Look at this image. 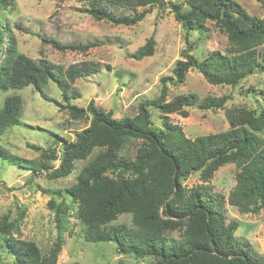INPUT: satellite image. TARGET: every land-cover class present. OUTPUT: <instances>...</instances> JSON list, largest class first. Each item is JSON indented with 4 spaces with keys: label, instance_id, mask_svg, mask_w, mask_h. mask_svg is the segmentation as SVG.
I'll return each instance as SVG.
<instances>
[{
    "label": "trees",
    "instance_id": "obj_1",
    "mask_svg": "<svg viewBox=\"0 0 264 264\" xmlns=\"http://www.w3.org/2000/svg\"><path fill=\"white\" fill-rule=\"evenodd\" d=\"M77 1L84 2V11L94 18L115 25L135 24L147 10L117 14L112 6L166 4L187 31V45L181 52L183 59L175 63L171 76L160 78L157 97L141 101L135 115L116 118L112 111L95 106L93 99L85 107L70 102L80 95L74 87L76 79L99 71V63L84 60L63 68L47 59L30 58L15 49L12 39L7 40L0 58V90L30 85L43 98L66 109L70 118L84 117L90 123L76 134L74 142L55 134L63 141L58 168L50 166V161L56 158L54 147L41 149L29 144L41 151L38 159L10 154L0 147L1 158L36 174L44 170L53 178L66 176L75 160L89 157L66 193L77 206L76 216L84 224V238L112 241L119 254L140 258L151 255L155 257L153 264H264V257L248 240L235 236L238 224L227 221L225 214V202L243 214L264 209V137L260 135L264 131V105L259 110H227L228 129L190 138L181 126L167 120L168 114L186 115L183 107L193 105L217 109L229 96H205L199 100L190 93L167 100L166 85L167 81L182 82L192 67L207 82L232 87L256 71L264 72V18L247 13L235 0ZM208 20L217 23L226 34L227 44L224 51L212 50L198 60L189 52L192 41L188 33ZM3 34L0 26V50ZM44 40L58 50L84 51L89 47L88 44L61 45L53 38ZM154 43L150 36L133 57L139 60L151 55ZM49 79L60 88L63 102L44 93L42 86ZM20 106L17 95L4 99L0 106V132L18 124ZM149 106L165 117L161 127L152 126ZM131 138L140 141L133 156L122 151ZM228 163L234 164L237 171L234 186L225 197L212 191L207 183L219 167ZM197 171L201 183L186 188L181 180ZM63 212L64 207L56 206L57 226ZM125 213L131 216V226L111 223ZM174 230L178 239L170 236ZM6 242L13 255L12 264H57L59 242L47 254L41 253L31 240L10 237Z\"/></svg>",
    "mask_w": 264,
    "mask_h": 264
},
{
    "label": "rangeland",
    "instance_id": "obj_2",
    "mask_svg": "<svg viewBox=\"0 0 264 264\" xmlns=\"http://www.w3.org/2000/svg\"><path fill=\"white\" fill-rule=\"evenodd\" d=\"M235 1L247 13L264 18V0ZM85 7L84 2L77 0H3L0 3V26L4 37L0 58L6 41L12 39L18 52L35 60L47 59L63 68L84 60L97 62L101 66L99 71L76 79L74 87L80 95L70 102L85 107L93 99L95 106L112 111L116 118L133 116L141 101L158 96L160 78L171 76L175 63L183 59L181 52L187 45V31L181 22L176 21L166 4L112 6L117 14H134L146 8L143 19L132 25H115L96 19L84 11ZM150 36L155 41L152 54L135 59V51ZM44 38H53L61 45L88 44L89 47L84 51L58 50ZM188 38L192 41L189 52L198 60L212 50L224 51L227 44L226 34L217 23L209 20L203 26L190 30ZM166 85L167 100L190 93L199 100L205 96H229L226 103L217 109H200L193 105L183 107L186 115L178 112L168 114L167 120L181 126L190 138L228 129L227 110H259L264 105L263 71L248 75L232 87L209 83L192 67L186 71L182 82L167 81ZM42 87L49 98L63 102L61 90L55 82L49 79ZM11 95H17L21 100L19 122L0 132V147L10 154L29 159H38L41 153L29 144L41 149L54 147L56 158L50 161V166L51 169L58 168L63 141L56 135L67 142H74L76 134L89 126L90 119L70 118L66 109L43 98L30 85L0 90V106ZM148 110L152 126L161 127L165 117L153 106ZM260 135L264 137V131ZM139 144V140L131 138L122 151L133 156ZM88 159L75 160L69 174L52 178L44 170L36 174L10 164L0 156V264H12L13 255L6 244L10 237L34 241L43 254L59 242L57 264L154 263V256L140 258L133 254H119L112 241L96 242L84 238V224L77 218V206L66 189L75 182ZM236 171L234 164H225L214 172L207 185L226 197L234 186ZM181 182L186 188L201 183L199 171ZM56 206L64 207L59 226L55 219ZM225 211L226 220H234L238 224L235 236L248 240L252 248L264 257V209L255 214H243L225 202ZM111 223L131 226V216L121 214ZM170 236L179 238L176 230Z\"/></svg>",
    "mask_w": 264,
    "mask_h": 264
}]
</instances>
